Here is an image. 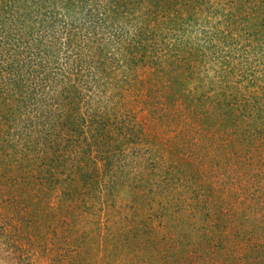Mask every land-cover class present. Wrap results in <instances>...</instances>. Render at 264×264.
Wrapping results in <instances>:
<instances>
[{
    "label": "rangeland",
    "instance_id": "rangeland-1",
    "mask_svg": "<svg viewBox=\"0 0 264 264\" xmlns=\"http://www.w3.org/2000/svg\"><path fill=\"white\" fill-rule=\"evenodd\" d=\"M0 264H264V0H0Z\"/></svg>",
    "mask_w": 264,
    "mask_h": 264
}]
</instances>
